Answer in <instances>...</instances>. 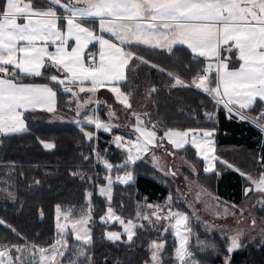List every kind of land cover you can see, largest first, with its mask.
I'll return each instance as SVG.
<instances>
[{
  "label": "trees",
  "instance_id": "16d2710c",
  "mask_svg": "<svg viewBox=\"0 0 264 264\" xmlns=\"http://www.w3.org/2000/svg\"><path fill=\"white\" fill-rule=\"evenodd\" d=\"M4 2L0 0V8ZM31 2L37 8L48 6L47 0ZM58 11L63 12L62 9ZM88 22L93 23V20ZM126 47L149 61L142 63L133 58L129 63V77L122 84L132 87L131 107L136 108L142 100L149 103L146 107L149 113L147 125L154 129L158 141L165 145L161 138L169 129L194 127L212 130L217 155L214 170L205 171L204 159L197 155L194 146L186 145L177 151L189 161L191 168L195 166V172L190 168L187 170L189 177L197 179L207 192L233 206L236 212L256 210L264 218V204L258 203L261 194L254 191L245 194V189L252 186L247 176L257 179L264 173V161L261 160L264 157V130L248 120H241L234 112L229 113L224 104L217 103V97L191 83L207 69L208 59L193 53L185 44L173 46L171 52L146 45ZM51 71V64L47 61L41 76L17 74L21 82L50 83L57 92L59 107L63 108L59 111H72L75 100L66 98L71 94L79 95L78 91L72 89V92H67L64 86L51 82ZM215 76L216 72L212 71L207 81L212 87L215 86ZM174 77L182 79L185 86H173ZM145 90L149 92L148 97L144 95ZM100 101L103 104L101 113L106 110L113 112L112 103L103 98ZM260 108L261 104L256 103L248 114L253 115ZM132 115V112L127 115L129 125L126 127H115L108 133L99 131L97 139L91 140L85 133L93 126L79 127L71 120H56L44 127L31 124L26 132L0 136V220L4 221L0 224V245L49 247L60 233L55 220L58 205L72 215H79L90 208L91 242L86 244L68 233L69 247L62 259L65 264H69L81 248L88 252L92 264H150L153 240L164 242L163 264H177L174 255L176 236L170 219H163L171 206L172 210H182L189 215L191 233L188 245L193 253L192 259L199 264H224V256L229 255L226 252L229 234L213 229L209 231L194 219L192 197L182 189L178 177L166 174L144 157L127 163L123 169L119 167L125 164L128 151L122 141L121 146H117L115 138L118 132L136 135ZM43 137L53 139L55 148L45 149L39 140ZM94 148L99 154L96 160L87 156L93 154ZM105 160L114 165L111 170L105 167ZM127 169L132 171L134 179L128 184L115 182L113 201H108L98 192V185L106 182V173ZM9 192L14 193V199L8 196ZM168 198H171L169 204ZM109 204L124 219H133L139 224L132 242H127V239L113 242L105 236L107 228L120 229L123 226L118 221L105 222L102 219ZM154 212L162 217L160 221ZM140 214L149 219L139 217ZM247 218L240 216L234 219V224L228 223L233 231L243 233L240 238L242 247L230 254V264H264V235L251 226L253 219L247 221ZM213 244L215 249L211 247ZM76 264H84V258L80 257Z\"/></svg>",
  "mask_w": 264,
  "mask_h": 264
},
{
  "label": "snow or ice",
  "instance_id": "6c2138e0",
  "mask_svg": "<svg viewBox=\"0 0 264 264\" xmlns=\"http://www.w3.org/2000/svg\"><path fill=\"white\" fill-rule=\"evenodd\" d=\"M47 2L46 8H37L31 0L27 3L24 0H5L0 8V135L2 136L27 130L23 119L24 111L34 110L37 106L44 107L48 112L55 110L56 92L53 87L49 84L22 83L18 72L26 76H41L43 75L41 69L45 67V58H47L58 73L67 74L63 79L59 75H51L49 77L51 82L65 85L66 81L67 83L79 81L81 84L84 81H91L93 87L88 91L94 92L105 82L125 80V68L133 58L142 63H149L135 52L125 50V46L134 44L165 48L169 52L176 44H187L193 53L210 58L219 56L221 45L232 42L231 46L238 50V59L242 61L239 68L230 70L228 63L221 60L215 69L214 87L207 83V74L198 76L191 83L202 88L209 95L217 97V103H223L229 113L234 110L229 105H238L239 109H250L255 105L257 98L264 102V0H47ZM57 9H62L66 15H58ZM34 17L38 19L34 20ZM92 17L99 18V31L110 33L116 41H119V44L111 39H105L102 35L98 36L93 30L85 27L84 24ZM18 19L27 22L21 24L17 22ZM59 21H64L63 27L58 26ZM70 40H74L71 50L68 47ZM93 40L100 44V62L86 65L85 49ZM37 41L41 42L39 46ZM49 42L55 45L54 51L48 50ZM87 56L89 60L94 61L96 54L89 52ZM212 70V65L209 64L204 71L211 73ZM169 75L173 74L169 73ZM174 80L173 86H185V82L179 77H174ZM64 90L72 92V88L67 86ZM79 91L84 92L85 88L81 87ZM111 91L117 94L122 104L131 108L130 94L121 92L118 87H113ZM236 115L241 120L248 119V116L241 114L238 109ZM86 119L88 123L94 124L96 129H102L105 132L112 129V125L93 117ZM258 119L264 121V111L258 114ZM141 124L142 121L137 117L136 131L145 137V143L143 147H140V138L137 137L136 151H146L149 145L161 146L156 142L155 131H146L140 127ZM257 126L264 129V124ZM197 131L201 130L189 129L178 132L169 129L165 132V136L175 148H182L184 144L190 142L203 150L204 144L210 141L198 143L195 135L192 136L191 141L183 139ZM202 135L211 137L213 132L202 131ZM85 136L91 140L93 133L86 132ZM163 139L162 137L161 140ZM121 141L123 137L115 138L117 146H121ZM40 143L46 149L55 147V144L51 142L40 141ZM131 143L128 141L124 146L130 153L128 161L134 162L136 157L131 155L132 148L127 147ZM204 158L209 159L206 152ZM261 160L264 161V157ZM223 163L227 164L226 161ZM105 167L112 169L114 165L105 162ZM119 167L121 169L127 167V162ZM228 167L232 166L228 165ZM212 170V167L205 169V171ZM78 174L73 173V175ZM241 175L245 174L241 173ZM116 179L122 183H128L132 179V174L126 172L123 177L117 176ZM247 179L253 187L246 188L245 194L253 191L261 194L262 199L258 203L264 204V173H261L257 179L248 175ZM112 183L113 180L107 178V187L100 189V193L106 195L108 200L112 198L110 195ZM8 196L15 198L14 193L11 192ZM57 212H60L59 205ZM153 215L157 220L162 219L155 212ZM173 217L176 235L180 237L179 246L175 248L174 253L177 264H199V261L192 259L193 253L188 245L189 236L181 232L183 226V232L191 233V228L187 226L189 217L184 213L172 212L169 208L168 215L163 219ZM113 218L125 225L127 242H132L137 225L132 220L126 222L121 219L112 207H108L107 217L102 219L107 222ZM88 219L90 216L84 214L77 223H80L83 229ZM143 219L147 220L149 217L144 216ZM3 223L4 221L0 220V224ZM251 226L256 227L255 219L251 221ZM73 227L75 228V224ZM261 232L264 235V229ZM242 235V232L237 231L229 237L230 242L226 248L229 255L224 256V264H230V254L242 247L240 239ZM121 238V233H107V239L113 242ZM76 239L83 240L87 244L91 242V235L85 231L82 236L78 231ZM59 244L60 241L57 240L51 245L52 251L48 255L44 254L47 249L39 248L40 261L53 264L58 256L63 258L65 252L61 251V248L66 249L67 244L58 248ZM12 247L18 253L25 251L20 246ZM36 247L32 245L27 251L31 252L32 248ZM211 247L215 249L216 246L213 244ZM164 248L163 241L151 242L150 264H163ZM9 252L8 245H0V264H14V261L20 260L19 256L10 255ZM80 257L84 258V264H92L91 257L84 248L79 250L69 264H76ZM32 264H40V262L33 261Z\"/></svg>",
  "mask_w": 264,
  "mask_h": 264
},
{
  "label": "rangeland",
  "instance_id": "374dc122",
  "mask_svg": "<svg viewBox=\"0 0 264 264\" xmlns=\"http://www.w3.org/2000/svg\"><path fill=\"white\" fill-rule=\"evenodd\" d=\"M212 71H215V70H212ZM208 78H209V75H208ZM132 105H133V101H132ZM229 107H232V105H229ZM232 108L234 109L233 112L236 113L237 109L234 107H232ZM116 111H117V113H119L118 115L121 114L120 113L121 111L119 110V108H116ZM254 115L255 114H253L252 116H254ZM118 123H119V121H118ZM147 128L152 129L151 131H154V129L150 126H148ZM189 129L201 130V131L190 133L188 137H184L183 139L191 141L192 136L195 135L198 143L203 142V141H210V143L204 144L203 150H201L198 147H195V146L194 147L197 150V155L201 156L204 159V163H205L204 168L206 169L208 167H212L214 170L216 168V159H217L215 136H214V134L211 137H204L202 135V131H212V130L194 128V127L193 128H185V129H171V130L178 131V132H184V131L189 130ZM121 134H122V132L119 134V136H121ZM142 138H143L142 141H140V147H143L144 143H145V137L142 136ZM156 142L159 143L161 146L149 145L148 150L142 151V152H137L135 149L131 153V155L136 157L134 161H136L140 158L142 159L144 157V158L150 160L151 163H153L154 165H157L162 170H164L166 172V174L175 173L174 175L172 174V176L175 178L178 177L179 182H180V186L182 187V189L185 190L186 193H188L190 197H192L191 208L193 211V217L196 221L201 222L206 227V229H208L209 231L212 229L218 230L222 233H227V234H229V236H231V235H234L237 231H233L230 228L228 223L234 224L235 218L240 217V216H244V217L246 216V217H248L247 221L251 220V219H255L256 223L259 224V225L256 224L257 231L261 232L262 221L264 220V218H261L260 214L259 213L257 214L256 210H251L249 208L250 209L249 211L246 209H243L240 212H236V209L233 206L225 204V203L221 202L220 200H218L217 198H215L212 194L207 192V190L204 189V187L202 185L199 184L197 179H194V178L191 179L189 177V172L187 170H189V168H190L191 170H193L192 172H195L196 169H195L194 165H193V168H191L189 161L184 156L178 154L177 151L181 148H179V149L175 148V146L165 136V133H164L165 145H162L158 141L157 135H156ZM186 145H192V144L189 142V143L184 144L183 147H185ZM205 152L207 153V155L209 157L208 160H206L204 158ZM129 155H130V153L127 152V156L124 159L125 163L126 162L127 163H133L132 161H128ZM97 159H98V156H97ZM105 162L112 164L108 160H105ZM100 172L101 171H99V173ZM126 172H131L132 179L129 181V182H131L134 179V175H133L132 171L129 169L118 171V172L116 171L115 173L109 172V173H106L104 175L106 182L104 184L101 183L100 185H98V192L100 193L101 188L107 187V178H111L113 180V183L111 185V193H110L112 198H111V200H108V201L112 202L113 197H114V193H115V189H114L115 182H119L121 184H128V183H122V182L118 181L116 179V177L117 176L123 177ZM251 187H253V185ZM104 196L107 197L106 195H104ZM261 199H262V197L258 198V200H261ZM170 202H171V199L168 198L167 203L169 204ZM108 207H112L115 214L118 215L121 219L125 220L126 222L128 220H132V222L135 225H139V224H136V221L133 219H124L118 212H116L115 208L111 204H109L107 206V209H108ZM170 208H171L172 212L184 213L189 217L188 213L185 211H182V210L174 211V210H172L171 206H170ZM165 213H168V210H166ZM84 214H87L88 216H90V219L87 220V223L83 225V229H82L81 224L77 223V221H79L80 217ZM58 216H59V219H57ZM140 216L144 217V214H140L139 217ZM65 217H67V218L65 219ZM91 217H92V211L90 208H88L87 210H85L84 212H82L79 215H72L70 213V211H65L61 207H60V212L58 213L57 207H56V209H55L56 229L58 230V233L60 232L59 234H57V238L63 237L64 235L67 236L68 233H71L76 238L78 231H79V234L82 236L84 235L85 231H87L91 235V227H90ZM106 217H107V210L104 213V216L102 218H106ZM109 221L113 222L116 220L113 218ZM159 221H160V219H159ZM169 221H171V225H172V228H173L175 236H176V242H177V247H178L180 237L176 235V229L174 227L175 218L174 217L170 218ZM194 223H195V221H194ZM74 224H75V228L73 227ZM57 225H59L60 227H58ZM187 226L189 227L188 223H187ZM124 229H125V225L121 226L120 229L107 228L105 230V236H107L108 232H118V233L122 234L121 239H127V234L125 233ZM181 232L183 235H188L189 239H190V233L183 232V226L181 228ZM188 244H189V240H188ZM30 247L31 246H29L28 248H30ZM9 248H10V252H9L10 255L20 257V260L14 261V264H21V262H24V264H32L33 261H39L40 264H47V262L40 261V253H39L38 249L39 248L47 249V251L44 253L45 255H48L52 251V248L36 247V248H32L31 252H28L27 251L28 248H26L24 252L18 253V252H16L15 248H12V247H9ZM53 264H65V263L62 262L58 256L57 260L54 261Z\"/></svg>",
  "mask_w": 264,
  "mask_h": 264
},
{
  "label": "crops",
  "instance_id": "0c3cea01",
  "mask_svg": "<svg viewBox=\"0 0 264 264\" xmlns=\"http://www.w3.org/2000/svg\"><path fill=\"white\" fill-rule=\"evenodd\" d=\"M24 2L27 3L28 1L24 0ZM57 12H58V15H66V13H64V12H59L58 9H57ZM33 19L35 20L38 18L34 17ZM89 19L93 20V23L87 22L84 24L85 27H88L91 30H93L96 33V35H98V36L102 35V36H104L105 39H111L114 43L119 44V41H116L115 37L111 38L109 35L106 34L107 32H100L99 31V18L92 17ZM17 22L23 24V23H26L27 21L23 20V19H18ZM63 25H64V21L58 22L59 27H63ZM21 43H24V42H21ZM40 43L41 42L37 41L38 46L40 45ZM231 44H232V42H229L228 45H221L220 53H219L218 57H216V56H213L210 58L206 57L209 61V64L212 65L213 70L216 69L217 64L221 60L228 63L230 70H234V69L239 68L242 61H240L238 59V56H239L238 50L235 47H232ZM185 45L187 46V44H185ZM72 46H74V40L69 41V46H68L69 50H71ZM48 50L54 51L55 45H52L49 42L48 43ZM125 50L130 51L127 47L125 48ZM99 51H100V44L98 41L93 40L92 42L88 43L87 48L85 49V56H84L85 64L86 65L90 64L91 60H89L88 56H87V53H89V52L96 54V56H95L96 62L95 63L99 64V62H100L99 61ZM46 64H47V58H45V65ZM51 67H52V71L50 73L51 75H59L61 79L65 78V76L67 75L63 72L58 73L57 69L54 66H51ZM128 68H129V64L125 68V77H126L125 80L114 81V82H105L102 86H98L94 92L88 91V89H91L93 87L91 81H84L83 84H81L79 81H77L76 83H67V81H66V84L61 85V86L71 87L72 89H76L79 93V95L78 94L77 95L71 94V95L67 96L66 100L68 98L75 100L74 108L72 111H69V112L65 111V110L59 111L63 108L59 107L58 95H57L56 90L53 88V90L56 92V96L54 98L55 110L53 112H48L44 107L37 106L34 110L30 109L28 111H24L23 119L25 121L26 129L29 130V128L31 127V124L35 125V126H39V127H44L45 125H50L53 121H56V120L60 121V122H62V120H71V121L76 122V125L79 127H90L89 125H92L93 126L92 129H88V130L85 129V130H86V132H92L93 138L97 139V133L99 131H103V130L102 129H96L94 124L88 123V121L86 119L87 117H93L94 119H98L101 122L108 123V124L112 125V129H114L115 127L124 128L127 125H129V121L127 120V115L130 112H132L133 113L132 116L134 119L132 122L135 123L134 124L135 131H136V127H137V117H139L140 121H142V124L140 125V127L146 129V131H151L152 129L147 128L148 127L147 123H149V113L146 111V107L149 106V103L146 100L145 101L142 100V101H139L136 108H133V107L128 108L120 102V100L117 98V94L115 92L111 91V89L113 87H118L121 92H123L125 94H130L129 102L132 105V100H131L132 99V97H131L132 87L130 89V86L128 87V86L122 84L129 77ZM41 71H43V69H41ZM22 83L49 84L50 87H53L50 83H47V82H22ZM81 87L85 88L84 92L79 91V88H81ZM147 94H149V92H147V90H145V92H144L145 97L146 96L148 97ZM100 98L106 99L108 101V103L113 104V105L112 104L110 105V107L113 108V112H110V111L108 112V110H106V111H104V113H101L100 109L102 108L103 104L100 101ZM256 103H260L261 108L262 107L264 108V102H261L259 100V98H257ZM256 103H255V105H256ZM232 107L240 110L243 114H245V113L248 114V111L253 108L252 107L250 109H247V108L246 109H239L238 105H232ZM116 108H119V110L121 111L120 115H118L119 113H117ZM134 110H136V112ZM118 121H119V123H118ZM26 131H23V132H26ZM23 132H20V133H23ZM20 133H16V134H20ZM118 133L120 134L121 132H118ZM136 135H138L141 138L140 141H142L143 138L141 136V133L136 131ZM0 136H2V135H0ZM39 140L44 141V142L54 143L56 146L55 141L51 138L43 137V138H39ZM54 148H52V149H54ZM52 149H47V150H52ZM103 220H105V219H103Z\"/></svg>",
  "mask_w": 264,
  "mask_h": 264
},
{
  "label": "built area",
  "instance_id": "2783aa9c",
  "mask_svg": "<svg viewBox=\"0 0 264 264\" xmlns=\"http://www.w3.org/2000/svg\"><path fill=\"white\" fill-rule=\"evenodd\" d=\"M95 62H96L95 60H94V61H90V64H91V63H95ZM205 74L209 75V73H206L205 71H202V72H200L199 76H200V75H205ZM261 111H264V108H263V107L260 108V109L255 113L254 116H252V115H248V114L245 113L246 116H248V119H247V120L250 121V122H252V123L255 124L256 126H257L258 124H262V121H260V120L258 119V114H259ZM240 112H241V111H240ZM241 114H243V113L241 112ZM245 114H243V115H245ZM259 128H261V127H259ZM261 129H262V128H261ZM263 130H264V129H263ZM120 137H123V141H122L123 144H125V143L128 142V141H131V142H132L131 144H128V145H127V147H131V148H132V152L136 149V148H135V145H136V143H137V137H139L138 135H135V136H127V135L121 134ZM139 138H140V137H139ZM140 140H141V139H140ZM87 156H88V157L93 156L94 159L96 160L97 149L94 148L93 154H92V153H89Z\"/></svg>",
  "mask_w": 264,
  "mask_h": 264
},
{
  "label": "flooded vegetation",
  "instance_id": "af4514ba",
  "mask_svg": "<svg viewBox=\"0 0 264 264\" xmlns=\"http://www.w3.org/2000/svg\"><path fill=\"white\" fill-rule=\"evenodd\" d=\"M57 240L60 241V244L57 245L58 248H61V245H64L65 243L67 244V248L69 247L68 235H67V236L64 235L63 237L57 238L56 241H57ZM56 241L53 242V244H55ZM53 244H52V245H53ZM27 248H28V247H27ZM46 248H51V246L46 247ZM67 248H66V249H67ZM24 249H26V248H24ZM66 249L61 248V251H64V252H65ZM59 259H61V261H62L63 258H60V257H59Z\"/></svg>",
  "mask_w": 264,
  "mask_h": 264
},
{
  "label": "water",
  "instance_id": "95a60500",
  "mask_svg": "<svg viewBox=\"0 0 264 264\" xmlns=\"http://www.w3.org/2000/svg\"><path fill=\"white\" fill-rule=\"evenodd\" d=\"M40 219H43V216H41Z\"/></svg>",
  "mask_w": 264,
  "mask_h": 264
}]
</instances>
